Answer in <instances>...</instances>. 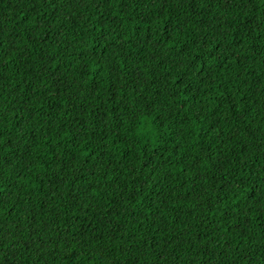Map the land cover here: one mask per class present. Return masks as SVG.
I'll return each mask as SVG.
<instances>
[{
  "label": "trees",
  "instance_id": "trees-1",
  "mask_svg": "<svg viewBox=\"0 0 264 264\" xmlns=\"http://www.w3.org/2000/svg\"><path fill=\"white\" fill-rule=\"evenodd\" d=\"M0 264H264V0H0Z\"/></svg>",
  "mask_w": 264,
  "mask_h": 264
}]
</instances>
